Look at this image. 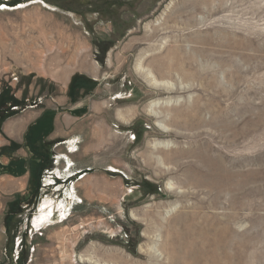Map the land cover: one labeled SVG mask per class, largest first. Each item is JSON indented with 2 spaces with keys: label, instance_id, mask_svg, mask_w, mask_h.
<instances>
[{
  "label": "rangeland",
  "instance_id": "rangeland-1",
  "mask_svg": "<svg viewBox=\"0 0 264 264\" xmlns=\"http://www.w3.org/2000/svg\"><path fill=\"white\" fill-rule=\"evenodd\" d=\"M37 1L42 6L0 0L8 5L0 9V131L25 106L12 86L26 76L6 56L23 46L31 67L41 59L42 71L53 70L63 48L69 55L68 38L79 33L102 67L106 91H122L116 103L135 104L140 114L129 126L111 124L125 139L114 141L111 162L103 164L108 182L96 174L100 167L92 169V202L75 182L88 171L67 180L48 178L52 167L39 168L23 191L31 198L15 203L10 200L26 180L0 174V264H89L86 257L98 264H264V0ZM208 6L216 10L211 18ZM214 20L234 30L236 47L218 76L233 93L218 97L224 108H235V118L244 114L250 129L234 146L224 138L212 142L224 152L220 160L210 154L215 169L197 155H207L213 129L187 127L204 101L196 72L184 61L194 52L193 36L198 41ZM138 64L163 85H150ZM32 78L25 82L50 89ZM91 83L93 92L98 82ZM168 100L157 117L148 111L150 103ZM97 153L98 147L95 161L102 159Z\"/></svg>",
  "mask_w": 264,
  "mask_h": 264
},
{
  "label": "crops",
  "instance_id": "crops-1",
  "mask_svg": "<svg viewBox=\"0 0 264 264\" xmlns=\"http://www.w3.org/2000/svg\"><path fill=\"white\" fill-rule=\"evenodd\" d=\"M31 3L42 6L37 0H31ZM19 6L25 4L16 8ZM75 21L81 24L79 19ZM81 35L79 33L68 38L71 43L69 55H64L68 49L62 47L61 57L64 58L59 59V67L53 70L42 71L40 66L44 68L45 63L41 59L36 67H31L30 50L23 49V46H18L13 53L9 52L11 56H6L7 60L23 70L22 76H26L15 87L11 85L13 89L18 85L14 96L23 101L25 106L17 115L7 118L0 131V158L5 157L7 160L4 164L0 161V174L26 180L24 189H17V197L10 201L18 197L17 200L22 202L30 199V191L26 192L27 195L24 193L27 191L25 184L27 186L30 177L40 169L52 167L48 171L51 172L48 178L53 179L61 177L68 180L72 173L88 171L75 182L78 194L85 202H92L91 189L88 192V184L92 187L94 178L92 169L100 167L96 174L102 181L108 182L109 177L103 174V164L109 166L111 162L109 158L114 141L120 145V141L124 142L125 139L120 133L111 131V124L129 126L140 114L135 104L116 103L119 98L117 94L122 91H106L109 84L102 67L94 62L93 52H88L89 49L91 51L88 38ZM54 59H58V56ZM30 74L37 82L50 84V89L46 87L41 90L39 84L25 82ZM91 79L98 82L93 92L88 91L89 85H92ZM97 147L100 151L98 156H102L99 162L94 159Z\"/></svg>",
  "mask_w": 264,
  "mask_h": 264
},
{
  "label": "bare ground",
  "instance_id": "bare-ground-1",
  "mask_svg": "<svg viewBox=\"0 0 264 264\" xmlns=\"http://www.w3.org/2000/svg\"><path fill=\"white\" fill-rule=\"evenodd\" d=\"M5 8V6L0 7V9ZM205 9L206 10H204V12L206 13V16H210L209 18L215 16L216 10L214 8L208 6ZM201 34L202 35H200L198 41H196L195 36H193V40L192 42L190 41V45L191 47H193L194 52L193 54L192 52L191 54H188L184 59L185 66L196 72L198 81L197 85L204 101L197 108V114L199 118L195 122L187 124V127H191L197 123L202 127H210L211 129H213V133L209 134L207 138L205 137V151L210 157H208L206 154H201L200 152H198L197 155L203 164L208 165L209 168L211 167L215 169L217 167H215L212 156L215 159L220 160V158L223 159L222 154L224 152L213 145L212 142L217 143L216 139L224 138L226 147L234 146L238 138L248 134L250 129L249 120H246L245 115L242 114L238 118H235V108L232 105L228 108H224L218 97L222 94L230 96V94L233 93L230 90L229 91L231 93L224 90V88L220 85L218 76L219 68L222 67V65L226 64L227 62L232 63L230 55H233L236 49L233 43L235 38L234 30L220 25L216 20H214L212 22H209V25L207 24L206 28L201 32ZM222 39L225 40L222 41ZM225 51L229 53V56L221 55L222 52ZM137 71L139 72V74H143L144 78L149 82L150 85L154 87L163 85L162 82H159L154 78L153 74L150 71L142 69L139 64L137 66ZM206 93H209V95L206 96ZM170 102L171 101L168 100L150 103L148 106V111L153 116L157 117L156 109L160 105H168ZM202 114H208L209 120H206V118L203 119L204 115ZM241 124L247 128L244 130L237 129V126ZM155 125L159 128H162V125L159 122H155ZM79 259H81V257ZM82 261L89 264H98L97 261L92 260V258L90 257H86L85 259L82 258Z\"/></svg>",
  "mask_w": 264,
  "mask_h": 264
},
{
  "label": "built area",
  "instance_id": "built-area-1",
  "mask_svg": "<svg viewBox=\"0 0 264 264\" xmlns=\"http://www.w3.org/2000/svg\"><path fill=\"white\" fill-rule=\"evenodd\" d=\"M132 138H134V136L132 135Z\"/></svg>",
  "mask_w": 264,
  "mask_h": 264
}]
</instances>
